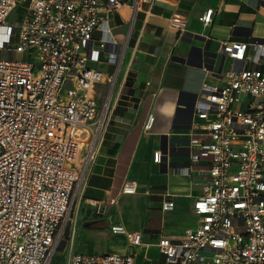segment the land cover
<instances>
[{"label":"built area","instance_id":"obj_1","mask_svg":"<svg viewBox=\"0 0 264 264\" xmlns=\"http://www.w3.org/2000/svg\"><path fill=\"white\" fill-rule=\"evenodd\" d=\"M151 1L0 0V264H51L92 156L91 149L82 169L73 165L80 136L91 135L93 146L103 130L123 58L109 14ZM17 7L22 19L8 22ZM212 13L208 8L199 16L203 26ZM168 22L186 31L181 14ZM218 49L233 66L215 81L204 80L188 132L185 169L206 163L191 204L198 223L177 242L157 240L166 264H264V38L223 39ZM102 54L114 74L93 67ZM102 84L110 85L104 103ZM160 158L154 152L153 160ZM121 192L133 193V183ZM172 208L171 199L161 203L163 212ZM65 264L135 262L132 254L68 250Z\"/></svg>","mask_w":264,"mask_h":264},{"label":"crops","instance_id":"obj_2","mask_svg":"<svg viewBox=\"0 0 264 264\" xmlns=\"http://www.w3.org/2000/svg\"><path fill=\"white\" fill-rule=\"evenodd\" d=\"M208 8L212 21L203 26L198 18ZM174 13L186 18L185 32L169 26ZM108 28L123 58L118 70L104 54L93 64L110 66L102 71L116 70V79L63 250L132 254L135 264H166L157 240L177 242L198 223L191 204L201 193L206 163L185 169L194 97L204 80L215 81L233 66L219 51V40L264 38V0H152L136 10L121 5L110 12ZM76 160L78 169L87 162ZM126 183H133V193L121 192ZM169 199L173 208L163 212L161 203ZM133 235L138 244L130 242Z\"/></svg>","mask_w":264,"mask_h":264},{"label":"rangeland","instance_id":"obj_3","mask_svg":"<svg viewBox=\"0 0 264 264\" xmlns=\"http://www.w3.org/2000/svg\"><path fill=\"white\" fill-rule=\"evenodd\" d=\"M23 17V9L21 7H17L15 9V11H13L10 16L8 17L7 21L8 22H18L22 19ZM13 57L19 58L21 57L20 54H17ZM102 70H107L110 71V66H107L105 63H102L101 65H99ZM109 87L110 85H106L105 87L103 85H100V90H101V97H100V101L102 103H104L107 99V95H108V91H109ZM81 141L79 142L80 145V151L78 154V158L76 160L77 164H81V162H83L84 160L88 159V156L90 155L91 149H92V140H91V135H89L87 138L83 137V135L80 136ZM74 203L75 200L73 201V194L71 196V200H70V210L68 213V217H66V223H65V227H64V233H63V239L60 241L57 250L55 251V254L51 260V264H65V252L63 250L64 248V243L66 240V236L68 235V229H69V225L71 223V220L74 216Z\"/></svg>","mask_w":264,"mask_h":264},{"label":"water","instance_id":"obj_4","mask_svg":"<svg viewBox=\"0 0 264 264\" xmlns=\"http://www.w3.org/2000/svg\"><path fill=\"white\" fill-rule=\"evenodd\" d=\"M192 50H193V49L191 48V49H190V54H191Z\"/></svg>","mask_w":264,"mask_h":264}]
</instances>
